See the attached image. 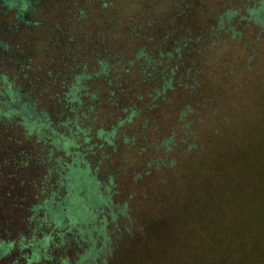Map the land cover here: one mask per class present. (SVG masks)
<instances>
[{
	"label": "trees",
	"instance_id": "16d2710c",
	"mask_svg": "<svg viewBox=\"0 0 264 264\" xmlns=\"http://www.w3.org/2000/svg\"><path fill=\"white\" fill-rule=\"evenodd\" d=\"M257 26L264 32V0H0V264H66L74 244L106 237L127 215L115 195L131 161L156 176L182 158L196 169L213 148V124L229 121L219 104L234 100L214 75L235 84L222 53L247 50L245 31ZM207 104L216 121L199 126ZM43 141L67 171L61 201L41 205V221ZM119 150L129 163L112 170ZM26 215L28 230L17 233Z\"/></svg>",
	"mask_w": 264,
	"mask_h": 264
},
{
	"label": "rangeland",
	"instance_id": "374dc122",
	"mask_svg": "<svg viewBox=\"0 0 264 264\" xmlns=\"http://www.w3.org/2000/svg\"><path fill=\"white\" fill-rule=\"evenodd\" d=\"M196 18L203 23L211 16L197 12ZM244 36L247 50L227 49L222 53L225 73L231 64L234 66V86L229 84V76L214 74L222 78L225 88L233 89L230 94L234 100L225 99L219 104V110L229 116L228 123L220 127L208 104L195 119L196 124L201 120L199 126L215 122L212 128L218 133L211 152L201 157L196 169L186 168L187 159L182 158L163 176L161 172L157 176L142 172L143 166L131 161L134 167L120 172L122 175L117 178L115 195L116 203L127 204V215L122 213L111 221L106 237L81 242V246L74 244L71 252L64 254L68 256L66 264H80L90 249L92 259L84 264H264V32L259 26L252 27ZM250 56L253 61L246 71L245 62ZM242 77L248 82L243 90L236 83L239 79L244 81ZM206 92L207 88L205 100ZM240 98L243 101L239 105ZM175 100L180 104L188 97ZM153 120L161 122L158 116ZM43 144L46 151L39 154L43 182L36 187L35 202L40 204L35 214L41 221V205L47 209L58 205V190L66 181L67 171H63L66 160L51 159L48 143ZM118 152L108 162L112 170L129 163L120 161L125 151ZM35 164L38 169L39 162ZM2 205L0 201V209ZM22 219L24 223L17 225V233L21 232L20 227L28 230L27 215Z\"/></svg>",
	"mask_w": 264,
	"mask_h": 264
}]
</instances>
